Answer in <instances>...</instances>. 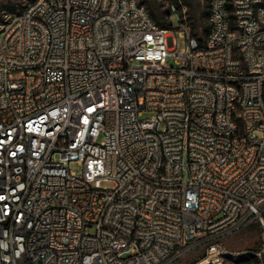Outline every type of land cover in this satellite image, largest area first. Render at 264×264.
I'll use <instances>...</instances> for the list:
<instances>
[{"label":"built area","instance_id":"obj_1","mask_svg":"<svg viewBox=\"0 0 264 264\" xmlns=\"http://www.w3.org/2000/svg\"><path fill=\"white\" fill-rule=\"evenodd\" d=\"M168 8L166 29L140 0L3 16L0 264H171L204 245L201 264H225L220 240L254 223L264 256V0H208L202 40Z\"/></svg>","mask_w":264,"mask_h":264},{"label":"rangeland","instance_id":"obj_2","mask_svg":"<svg viewBox=\"0 0 264 264\" xmlns=\"http://www.w3.org/2000/svg\"><path fill=\"white\" fill-rule=\"evenodd\" d=\"M32 1L33 0H0V24L2 23L3 16L12 17L20 14ZM171 1L178 5L180 15L186 16L193 35H195L197 39L202 40L206 33V11L208 0H140V3L143 4L148 11L150 4L153 8L154 14L159 15L167 10L168 4ZM171 25L172 28H177L179 25L176 14H172L171 16ZM183 43L184 41L178 38V51L183 47ZM169 65L174 66L172 61L169 62ZM147 117H149V114H144L142 119ZM70 169L75 173L80 171V167L77 164H72ZM184 177L186 180L185 175ZM256 226L257 223H254L249 226V228L243 229L220 240V247L227 253V255L222 257L225 264H262L260 263V258L262 257H257V261L254 259H251L250 261H242L246 256L251 257L256 249H263L259 229H255ZM202 254H204V258L207 256L213 258L216 254V249L215 251H211L210 245L199 246L179 257L171 264H188ZM125 255L126 254L124 253L123 256ZM202 260L197 264H201Z\"/></svg>","mask_w":264,"mask_h":264},{"label":"trees","instance_id":"obj_3","mask_svg":"<svg viewBox=\"0 0 264 264\" xmlns=\"http://www.w3.org/2000/svg\"><path fill=\"white\" fill-rule=\"evenodd\" d=\"M143 5V4H142ZM149 11H150V15L152 17V19L155 21V23L160 27V28H163V29H166L168 26H169V23L167 22V18H169V8L167 7V10H165V12H162L161 14L159 15H155L154 14V11H153V8L151 7V5L149 4ZM148 11V12H149ZM206 17H207V11H206ZM205 32L207 33V27L205 28ZM205 33V34H206ZM193 35V33H192ZM195 37V35H193ZM251 226V225H250ZM249 228V227H247ZM246 229V228H245ZM255 229H259V225L257 224L256 228ZM259 233H260V229H259ZM261 251V249H256L254 251V254L249 257V256H246L242 259V261H247V260H251V259H254L255 261H257V257L255 256V254L259 253ZM202 259H204V254H202L201 256L195 258L194 260H192L191 262H189L188 264H197L198 262H200ZM260 263L264 264V256H262V258L260 259Z\"/></svg>","mask_w":264,"mask_h":264}]
</instances>
